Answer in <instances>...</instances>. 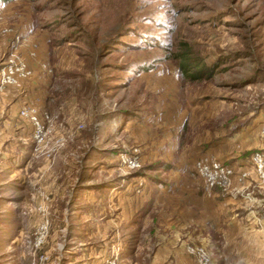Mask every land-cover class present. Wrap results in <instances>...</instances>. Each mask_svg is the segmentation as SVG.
I'll list each match as a JSON object with an SVG mask.
<instances>
[{"label":"rangeland","instance_id":"obj_1","mask_svg":"<svg viewBox=\"0 0 264 264\" xmlns=\"http://www.w3.org/2000/svg\"><path fill=\"white\" fill-rule=\"evenodd\" d=\"M19 58L29 75L0 87V264H197L193 246L264 264V0H0V71ZM23 107L49 115L40 141ZM202 154L227 187L203 188Z\"/></svg>","mask_w":264,"mask_h":264},{"label":"built area","instance_id":"obj_2","mask_svg":"<svg viewBox=\"0 0 264 264\" xmlns=\"http://www.w3.org/2000/svg\"><path fill=\"white\" fill-rule=\"evenodd\" d=\"M29 71L26 64L21 60L9 59L4 68L0 71V87L11 84L18 78H26ZM19 116L24 117L32 127V137L35 141H40L43 137L44 126L43 121L49 120V115L45 112L38 114L31 107H23L19 111ZM264 134V129L260 130ZM251 161L255 164L259 175L264 179V149H257L250 155ZM130 166L136 164L135 160L128 159ZM195 172L201 177L203 188L209 192L215 187L225 188L229 185L233 169L230 165L224 164L209 155L202 154L193 160ZM243 176V172H240ZM189 252L195 255L197 264H211L209 255L201 246H193L188 248ZM113 264V263H111Z\"/></svg>","mask_w":264,"mask_h":264},{"label":"trees","instance_id":"obj_3","mask_svg":"<svg viewBox=\"0 0 264 264\" xmlns=\"http://www.w3.org/2000/svg\"><path fill=\"white\" fill-rule=\"evenodd\" d=\"M188 61H183L179 63V69L181 72L187 71L189 73H185L187 77L194 79L199 78L203 72L202 68L204 65H201L200 63L197 65H190L187 63ZM188 68V69H187Z\"/></svg>","mask_w":264,"mask_h":264},{"label":"crops","instance_id":"obj_4","mask_svg":"<svg viewBox=\"0 0 264 264\" xmlns=\"http://www.w3.org/2000/svg\"><path fill=\"white\" fill-rule=\"evenodd\" d=\"M31 53H33V51L31 50ZM20 59V58H19ZM27 61V60H26ZM35 102H39V101H35ZM232 191H230V192H219L218 191V193H219V196H222V195H225V194H227V196H231V197H234V193H231Z\"/></svg>","mask_w":264,"mask_h":264}]
</instances>
